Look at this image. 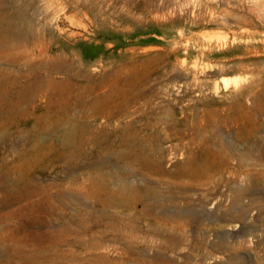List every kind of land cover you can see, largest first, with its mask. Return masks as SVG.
Instances as JSON below:
<instances>
[{"label": "rangeland", "instance_id": "rangeland-1", "mask_svg": "<svg viewBox=\"0 0 264 264\" xmlns=\"http://www.w3.org/2000/svg\"><path fill=\"white\" fill-rule=\"evenodd\" d=\"M0 1L28 53L9 66L0 50V67L23 81L74 82L62 106L47 97L60 88L44 86L40 119L0 104V185L47 187L33 214L46 225L35 230L65 233L53 251L60 264H264V0ZM117 149L151 157L168 176L118 162ZM135 185L148 219L121 201ZM93 187L108 205L89 197ZM8 200L0 192L5 246ZM113 215L142 228L87 249L100 234L85 225ZM154 216L168 221L165 234L145 230Z\"/></svg>", "mask_w": 264, "mask_h": 264}, {"label": "bare ground", "instance_id": "bare-ground-1", "mask_svg": "<svg viewBox=\"0 0 264 264\" xmlns=\"http://www.w3.org/2000/svg\"><path fill=\"white\" fill-rule=\"evenodd\" d=\"M4 8H5L4 5L0 1V50H5V52H3L4 54H6V55H4L6 58L5 61H6L7 65L10 66L19 60L24 61L26 59V56L28 53H26V55L24 54V52H26V50H27V44L23 40H20V38L18 39V37H19L18 33H19V30L21 29L20 24H17L14 21V18L12 16H9L5 12L6 9L4 10ZM29 48H30V46H29ZM6 50H9L8 53ZM43 50H47V49L43 48ZM18 51L19 52L23 51V53L19 54ZM38 51H39V48H38ZM33 52H35V51H33ZM0 55H2L1 52H0ZM45 56H47V55L45 54ZM45 58H47V57H45ZM58 58H60V57H58ZM41 62H42V60H41ZM14 66H15V64H14ZM63 66H64V64H63ZM51 70H53V69H51ZM73 83L66 82V83H64L65 85H61V83L55 82L52 78H48V77L45 78L44 76L41 77L39 73H34L33 79H31L29 81H23L22 75L18 76L15 73V70L12 69L11 67H8V66L6 68L0 67V104L3 101L4 102L7 101L6 102V104H7L6 109L10 113L11 117H13V116L15 117L17 115L21 119H25V118H28L30 116H35L36 119H40L41 115H35V113L38 111V107L35 104L37 103V100L40 96V93L43 92L44 86L49 87V88L50 87L60 88L59 91H57V92L53 91L51 94L47 95L49 106L54 107V106H62L64 104H67L70 101V99L72 98V94H73L72 90H70V89L72 87H74ZM229 84H230V80L226 81L225 87H227ZM26 105H29L31 109H25ZM41 122H42V120H41ZM77 149L79 150V153L81 155L83 153L82 144L81 145L79 144ZM117 150L118 151H116L115 153H116V159L118 162H120L122 164H132L134 162H137L140 165H142L140 167H144L146 170H150L151 172L152 171L156 172L157 174H160L163 176H164V174H165V176H168V175H166V172L162 168V166H160L159 162L152 159L151 157L139 156V155L136 156V155H134L135 151L129 152V151H124L122 149H117ZM134 150H135V148H134ZM102 155H103V153H102ZM66 158H70V156H66ZM28 175H30V174H28ZM25 182H27V180ZM25 182L19 183L18 186L15 187L14 189H8L5 186L0 185V192L2 193L5 191L6 195L9 197V200L5 204L4 209L11 208L10 211L2 213L1 220L8 222L9 223V229L14 233L12 245L8 244L7 246H5L6 245L5 240L0 238V246L3 247V250L2 249L0 250V264H60V262H58V261L61 259L62 253L59 255L58 254L56 255L53 251L58 250L59 248H62L66 244V241L64 240V238H65L64 234L65 233L60 232L59 234L55 235V233L53 232L52 235L44 236L40 231L35 230L36 226H38L40 224L43 226L46 225L44 223V221L34 219L35 217H33V214L40 212V210L42 211V205L50 199L49 198L50 196L48 195V192H47L48 189H47V187H45L39 183H36L34 181H31L29 183H25ZM141 186L135 185V186L128 187L126 189V192L122 196L121 201H123L124 203L125 202L128 203L132 209H136V207L139 204H141L143 210L140 213V217L145 216V218L148 219L149 216L147 215V212L149 213V211H148L149 205L144 201L145 196L143 197V195H144L145 189H143V187L141 188ZM97 188L98 187L92 188V190L89 192V197L92 198L93 200H95L96 202L103 204L102 206L108 205V203H106L107 199L104 198V196L102 195V192L98 191ZM105 192L108 193L107 190ZM109 195H110L109 197L111 198L110 200H113V194H109ZM36 198H39V199H36ZM100 217L107 218V216L106 217L100 216ZM109 217L110 216H108V219H109ZM111 218H112V219H110L111 221H109V220L107 221V219L102 220L100 218H97V219L90 221L89 223L87 222L88 224L85 225L84 231H86L87 233L88 232H91V233L98 232L100 234V239L98 241L96 240L97 242H91L90 244L89 243L85 244V247L87 249H89L91 247L100 246V244H102L101 243L102 240H104L103 242H105L106 240H110V239H112V240L116 239L117 240L118 235L124 230L128 229L131 231H137L138 229L142 228L139 225H135V224H128L127 226L123 227L122 225H120L121 223L119 224L115 221V220L120 219L119 216L116 217L113 215V216H111ZM154 220H155V224L153 226H148V228H145V230H147L148 232H151V233H155V234H161V235L165 234L167 231L166 228L168 227V221L163 217H157V216H154ZM80 221H82V220H80ZM64 227L66 228V226H64ZM59 228H61V230H62L63 227H59ZM67 229H69V228H67ZM61 230H59V231H61ZM107 232L112 234V236L110 237V236L106 235ZM69 233H70V231H69ZM21 234H24L23 238H21V236H20ZM32 234H34V235H32ZM81 235H83V234H81ZM85 240H86V238H85ZM82 244H84V243H82ZM88 251H90V250H88ZM94 253H96V252L94 251ZM93 255L94 254H92V256ZM95 256H96V254H95ZM102 256H104V255H102ZM73 260H75V259L73 258ZM102 260H104V259L100 258V256H99V258H94L92 263L96 264V263L102 262ZM80 261L82 262V260H80ZM105 261H106V258H105ZM62 262H64V261H62ZM138 262H140V261H138Z\"/></svg>", "mask_w": 264, "mask_h": 264}]
</instances>
